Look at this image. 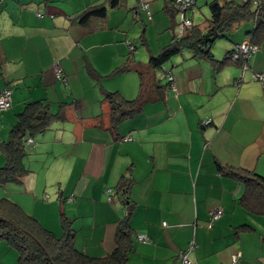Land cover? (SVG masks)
Wrapping results in <instances>:
<instances>
[{"label": "crops", "instance_id": "obj_1", "mask_svg": "<svg viewBox=\"0 0 264 264\" xmlns=\"http://www.w3.org/2000/svg\"><path fill=\"white\" fill-rule=\"evenodd\" d=\"M107 1L0 0V91L13 90L11 108L0 112V144L26 104L42 101L57 115L48 130L27 137L33 139L24 158L28 172L5 185L9 199L23 209L22 194L56 200L71 221L75 248L92 258L113 252L118 225L129 213L134 250L128 264H182L179 255L191 244L189 258L197 264H231L235 253L239 264H264V215L242 205L246 185L232 174L264 176V81L253 79L264 76V40L244 75L242 64L214 63L249 40L255 21L216 48L214 43L213 59L187 49L172 57L170 69L155 73L165 87L148 84L142 111L113 126L107 93L134 100L141 88L137 72L132 70L139 79L114 70L129 62L146 67L172 44L177 28L169 13L174 0H152L155 43L144 13L134 16L138 0H122L106 18L78 23L81 14ZM226 1H206L210 17L198 24L196 7L199 17L206 13L196 0L189 12L193 25L206 28ZM130 11L144 23L142 33L140 25L128 24ZM131 34L142 37L145 54L137 52ZM57 64L64 81L55 77ZM167 73L178 81L176 96ZM206 119L212 122L203 124ZM5 163L0 151V167ZM216 208L223 214L213 219ZM43 226L62 233L61 226ZM5 242L0 240V264H16L18 252Z\"/></svg>", "mask_w": 264, "mask_h": 264}, {"label": "trees", "instance_id": "obj_2", "mask_svg": "<svg viewBox=\"0 0 264 264\" xmlns=\"http://www.w3.org/2000/svg\"><path fill=\"white\" fill-rule=\"evenodd\" d=\"M121 2L122 0H108L107 3L91 7L81 14L77 21L84 25L92 18H106L109 10L117 8ZM169 13L175 29L179 22L176 0L173 10L170 9ZM249 20L255 21V27L248 32V39L258 46L264 40V0H247L242 4L228 0L221 6L219 14L208 21L206 28L201 29L198 25H193L180 40H177L175 34L172 44L157 56H151L146 67L134 66L129 62L116 68L115 74L132 70L137 72L141 88L139 97L134 100H127L119 92L107 93L113 126L142 111L147 101L148 84L161 85L162 80H158L156 74L172 57L187 49L195 56L213 59L211 50L216 39L228 38L229 33ZM232 53L233 50L229 51L224 61L214 60V63L219 66L230 63ZM245 61L240 59L237 63L243 66ZM166 85L170 88L168 81ZM164 87L165 85L161 88ZM56 117L57 115L42 101L26 104L10 131L9 139L0 144V151L6 159L5 165L0 167V186L17 182L28 172L24 163L27 156V137L48 130ZM232 174L246 185V191L241 197L242 205L255 214L264 215V176L245 170L234 171ZM129 215L128 213L118 225L113 252L101 258H92L75 248V234L69 218L61 217L62 235L58 236L46 229L38 219L26 213L15 201L0 198V240L6 241L18 252L20 264H128L134 250V231L129 222Z\"/></svg>", "mask_w": 264, "mask_h": 264}, {"label": "built area", "instance_id": "obj_3", "mask_svg": "<svg viewBox=\"0 0 264 264\" xmlns=\"http://www.w3.org/2000/svg\"><path fill=\"white\" fill-rule=\"evenodd\" d=\"M176 5L178 8V15H179V22L177 25V34L176 38L177 40H180L186 33L188 29H190L193 25V22L189 16V12L194 9L196 6V0H176ZM140 11L145 13V16L148 20H152L153 14L150 10V3L148 0H138L137 2V9L135 11V17L138 18ZM37 15L40 17L42 16L41 13H37ZM128 46L130 50H134V45L131 43V41L128 42ZM258 49L257 45L252 44L249 40H246L238 45H236L235 49L233 50L232 56H231V62H238L240 59H243L245 63L243 64V72H246L248 69V61L251 57V55ZM54 74L56 79L60 81L65 80V75L63 72V69L60 67V65H56L54 68ZM166 79L168 83L170 84V90L172 93L176 96L179 92V86L178 81L176 77L172 73L166 74ZM254 80H262L264 81V76L259 73H255L253 75ZM12 94L13 90L11 88H5L0 91V111H7L12 106ZM211 119H206L203 124H210ZM130 140V138L125 139ZM27 144L33 143L32 138L27 139ZM107 194H111V190H107ZM223 214L222 208H216L210 212V215L213 219H218ZM141 241H145L144 237H140ZM193 249V244H191L189 250L186 252H182L179 256L182 261V264H197L196 262L192 261L189 258V252ZM239 258L240 253H235L232 255V263L231 264H239Z\"/></svg>", "mask_w": 264, "mask_h": 264}, {"label": "rangeland", "instance_id": "obj_4", "mask_svg": "<svg viewBox=\"0 0 264 264\" xmlns=\"http://www.w3.org/2000/svg\"><path fill=\"white\" fill-rule=\"evenodd\" d=\"M206 1H208L209 3H211L213 0H198V2H199L198 3V6L204 8L205 9V13H206V17H202V16L199 17L198 15H199L200 11L198 10V7H196L197 8V12H196V17H195V22L198 23V24L205 22L206 21V18H209L210 17V13L208 14V10L206 8L207 7ZM246 1L247 0H237V2L240 3V4L245 3ZM149 3H151L150 4V9H151V11L153 13V16H154L158 11L154 8V5L152 4L153 3L152 0ZM129 13H130V18L128 19V24L129 25H132L135 22L136 25H140V33H142V31H143L142 23L143 22H138L137 19L134 18V16H133L134 15V11H130ZM147 21L145 22V24H146L145 28L152 27L153 26L152 25V22H149L150 20H147ZM250 21H252L254 23L253 20H250ZM241 27H242V25H240L239 27H237L235 29V31L237 29L239 30ZM148 34H149V38L151 39L152 43L153 42L155 43L156 42L155 39L158 38V32H157V30H155V27H152V29L150 30V33L148 32ZM135 36H136L135 34H131L130 35V37L132 39L136 38ZM141 38L137 37L134 40L136 41V43L138 45L137 52H139V54L140 53L141 54H143V53L145 54L144 51H146V48H145L144 45H142V42H141L142 39ZM130 41H131V39H130ZM221 41L222 42H227L228 41V38L227 37H222V38L216 39V42H215L214 47L219 42H221ZM127 46H128V43H127ZM128 48H129V46H128ZM221 49L222 48H219V50H221ZM129 50H130V48H129ZM171 64H172L171 61L170 62L169 61L166 62L164 64V69H166V68H169L170 69ZM165 66H166V68H165ZM113 77H115V76H113ZM127 77H134V78L136 77L137 79H139L138 78V75L135 72H132V71H129L127 73ZM113 79H115V78H113ZM126 79H128V78H126ZM29 145L30 146L27 147V152L30 151V148L33 145V143H31ZM9 196L10 195H9L7 189H6V186H0V198H9ZM12 196H16V195H12ZM20 197H21V200L23 202V206L26 209V210L24 209V211L26 213H28L31 216H33L34 218L38 219L43 225L44 224L45 225L47 224L48 226H55V225H58L59 227L61 226L60 219H61L62 215H61V210L56 206V203H57V202H55L56 200L53 199V200L50 201L51 202L50 203V202H46L45 201V198H43L41 196L38 198V200H36L35 198H34L35 200L34 199H31L29 196H27L25 194H22ZM52 201H54V203ZM47 203H49V204H47ZM61 235H62V233H59V236H61ZM16 264H20L18 259L16 260Z\"/></svg>", "mask_w": 264, "mask_h": 264}, {"label": "water", "instance_id": "obj_5", "mask_svg": "<svg viewBox=\"0 0 264 264\" xmlns=\"http://www.w3.org/2000/svg\"><path fill=\"white\" fill-rule=\"evenodd\" d=\"M245 72H242V75H244Z\"/></svg>", "mask_w": 264, "mask_h": 264}, {"label": "clouds", "instance_id": "obj_6", "mask_svg": "<svg viewBox=\"0 0 264 264\" xmlns=\"http://www.w3.org/2000/svg\"><path fill=\"white\" fill-rule=\"evenodd\" d=\"M193 26V25H192ZM250 41V40H249Z\"/></svg>", "mask_w": 264, "mask_h": 264}]
</instances>
